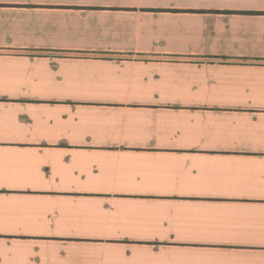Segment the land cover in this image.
I'll return each mask as SVG.
<instances>
[{"label": "crops", "instance_id": "crops-1", "mask_svg": "<svg viewBox=\"0 0 264 264\" xmlns=\"http://www.w3.org/2000/svg\"><path fill=\"white\" fill-rule=\"evenodd\" d=\"M0 264H264V0H0Z\"/></svg>", "mask_w": 264, "mask_h": 264}]
</instances>
